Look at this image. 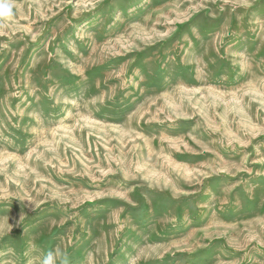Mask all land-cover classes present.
<instances>
[{"label": "rangeland", "instance_id": "374dc122", "mask_svg": "<svg viewBox=\"0 0 264 264\" xmlns=\"http://www.w3.org/2000/svg\"><path fill=\"white\" fill-rule=\"evenodd\" d=\"M0 264H264V0H10Z\"/></svg>", "mask_w": 264, "mask_h": 264}, {"label": "clouds", "instance_id": "9594fccd", "mask_svg": "<svg viewBox=\"0 0 264 264\" xmlns=\"http://www.w3.org/2000/svg\"><path fill=\"white\" fill-rule=\"evenodd\" d=\"M14 15L10 0H0V18H10ZM40 264H67V257L59 251H47L40 260Z\"/></svg>", "mask_w": 264, "mask_h": 264}]
</instances>
